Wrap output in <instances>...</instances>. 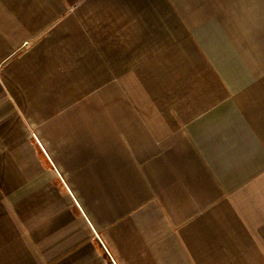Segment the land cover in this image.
I'll return each instance as SVG.
<instances>
[{"label": "crops", "instance_id": "obj_1", "mask_svg": "<svg viewBox=\"0 0 264 264\" xmlns=\"http://www.w3.org/2000/svg\"><path fill=\"white\" fill-rule=\"evenodd\" d=\"M0 264H264V0H0Z\"/></svg>", "mask_w": 264, "mask_h": 264}]
</instances>
